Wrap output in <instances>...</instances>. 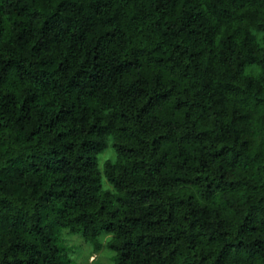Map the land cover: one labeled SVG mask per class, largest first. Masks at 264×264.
Instances as JSON below:
<instances>
[{
    "label": "trees",
    "instance_id": "trees-1",
    "mask_svg": "<svg viewBox=\"0 0 264 264\" xmlns=\"http://www.w3.org/2000/svg\"><path fill=\"white\" fill-rule=\"evenodd\" d=\"M64 228L264 264V0H0V264H79Z\"/></svg>",
    "mask_w": 264,
    "mask_h": 264
},
{
    "label": "rangeland",
    "instance_id": "rangeland-1",
    "mask_svg": "<svg viewBox=\"0 0 264 264\" xmlns=\"http://www.w3.org/2000/svg\"><path fill=\"white\" fill-rule=\"evenodd\" d=\"M108 155L104 154L105 158ZM61 244L68 248L69 255L79 264H113V252L106 246L108 236H102L101 250L95 251L92 241H85L80 233H69L67 228L61 231Z\"/></svg>",
    "mask_w": 264,
    "mask_h": 264
}]
</instances>
